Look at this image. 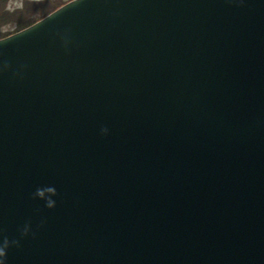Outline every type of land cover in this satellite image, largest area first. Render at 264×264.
<instances>
[{
	"label": "water",
	"instance_id": "obj_1",
	"mask_svg": "<svg viewBox=\"0 0 264 264\" xmlns=\"http://www.w3.org/2000/svg\"><path fill=\"white\" fill-rule=\"evenodd\" d=\"M4 61L7 264H264V0H68Z\"/></svg>",
	"mask_w": 264,
	"mask_h": 264
},
{
	"label": "rangeland",
	"instance_id": "obj_2",
	"mask_svg": "<svg viewBox=\"0 0 264 264\" xmlns=\"http://www.w3.org/2000/svg\"><path fill=\"white\" fill-rule=\"evenodd\" d=\"M56 2L62 3L65 0H0L2 5V9H0V38L7 32L15 31L19 21L23 23L30 22L34 18H41L46 10L45 7L55 6ZM8 16L10 17L7 18Z\"/></svg>",
	"mask_w": 264,
	"mask_h": 264
},
{
	"label": "clouds",
	"instance_id": "obj_3",
	"mask_svg": "<svg viewBox=\"0 0 264 264\" xmlns=\"http://www.w3.org/2000/svg\"><path fill=\"white\" fill-rule=\"evenodd\" d=\"M78 2H74L76 4ZM238 3L242 6L244 0H238ZM68 41L65 40V47L67 48ZM10 65L7 61H4L2 65H0V70H8ZM101 133L103 135L109 134V129L104 127L101 129ZM57 189L54 186H46L42 188H37L33 193V199H41L45 201V207L48 209H55L56 200L54 197L58 196ZM46 224V220H42L39 227H44ZM29 235L35 237L36 233L32 229L31 222H27L20 229V238L18 239H9L6 235L0 233V264H7V253L11 247L19 248L21 246V239L28 237Z\"/></svg>",
	"mask_w": 264,
	"mask_h": 264
},
{
	"label": "trees",
	"instance_id": "obj_4",
	"mask_svg": "<svg viewBox=\"0 0 264 264\" xmlns=\"http://www.w3.org/2000/svg\"><path fill=\"white\" fill-rule=\"evenodd\" d=\"M0 9H2V5H1V4H0ZM45 9H46V10H45V12L43 13V15H45V14L51 12V11L54 9V6H49V7H47V8L45 7ZM43 15H42V16H43ZM42 16H41V17H42ZM9 17H10V16H8L7 18H9ZM7 18H6V19H7ZM13 18H16V17H13ZM39 18H40V17H39ZM36 19H38V18H34V19L30 20V22H23V23H21V21H19V24H18L16 30L21 29V28L27 26L28 24L34 22ZM9 33H10V32H7L6 34L2 35V37L5 36V35H8Z\"/></svg>",
	"mask_w": 264,
	"mask_h": 264
},
{
	"label": "flooded vegetation",
	"instance_id": "obj_5",
	"mask_svg": "<svg viewBox=\"0 0 264 264\" xmlns=\"http://www.w3.org/2000/svg\"><path fill=\"white\" fill-rule=\"evenodd\" d=\"M66 1H68V0H65V2H66ZM56 3H57V5H55L54 8L60 6V5L63 4L64 2H62V3H61V2H60V3H59V2H56ZM18 30H20V29H18ZM15 31H17V30H15ZM15 31H13V32H15ZM13 32H12V33H13Z\"/></svg>",
	"mask_w": 264,
	"mask_h": 264
}]
</instances>
